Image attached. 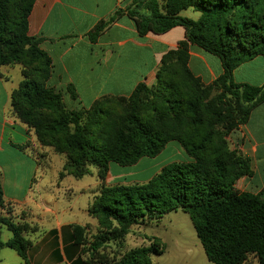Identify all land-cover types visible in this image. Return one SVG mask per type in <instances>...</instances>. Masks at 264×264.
Listing matches in <instances>:
<instances>
[{
  "label": "trees",
  "instance_id": "1",
  "mask_svg": "<svg viewBox=\"0 0 264 264\" xmlns=\"http://www.w3.org/2000/svg\"><path fill=\"white\" fill-rule=\"evenodd\" d=\"M34 2L0 0V67H13L24 54L42 62L37 78L22 71L23 80L11 94V110L20 122L35 131L45 146H56L59 154L68 152L61 177H84L89 173L90 163L98 169L99 179H103L109 163L133 166L142 158L155 157L172 141L189 151L192 143L180 131L184 123L181 117L158 122H142L138 117V108L155 93L145 83L139 84L129 97H103L92 104L88 110L92 116L105 101L113 100L131 108L128 122H112L93 144L88 130L81 125L83 114L88 111H66L62 95L47 85L52 61L40 49V41L29 36V16ZM189 9L199 12L200 18L195 21L181 15ZM123 14L135 22L140 37L164 35L176 27L185 30V39L162 58L157 74L168 63L180 67L195 91L193 102L187 106L192 114L189 120L192 126L202 122L204 95L215 86L221 90L219 101L230 99V111L236 115L237 126L246 124L252 111L264 103V85L237 84L233 79L236 68L264 57V0H129L124 10H118L90 32V40L96 41ZM191 46L221 60L224 74L213 85L204 86L189 69ZM67 91L75 100L74 88L70 86ZM48 108L58 110V116L40 113ZM70 125L75 126L74 133L64 135L58 144L50 143L49 136L64 134ZM251 173V160L230 152L217 156L212 165L201 157L168 164L145 184L103 187L89 207V214L98 220L101 233L96 242L87 237L93 264L107 260V254L101 250L105 248L106 235L121 239L131 226L160 219L178 209L189 215L210 264H245L250 256L258 264H264V196L242 193L235 188L240 178ZM0 211V225L13 234L7 243L0 238V252L5 247L13 249L29 264L30 242L24 237L27 226L13 221V209L5 202L1 182ZM85 231L75 227L78 242L83 241ZM154 251L153 247L134 250L117 264H151L148 255Z\"/></svg>",
  "mask_w": 264,
  "mask_h": 264
},
{
  "label": "crops",
  "instance_id": "2",
  "mask_svg": "<svg viewBox=\"0 0 264 264\" xmlns=\"http://www.w3.org/2000/svg\"><path fill=\"white\" fill-rule=\"evenodd\" d=\"M128 5L129 0H35L29 36L37 38L50 57L48 85L63 94L68 106L89 108L103 97H129L139 84L155 81L163 56L185 39L182 27L140 37L135 22L123 14L96 41L90 40V32L100 22ZM181 15L195 21L201 16L193 9ZM188 66L205 85L224 74L221 60L197 46L190 47ZM12 69L0 68V155L5 158L0 162V182L5 202L13 209V221L27 226L29 264H93L87 237L98 230L99 222L89 214V207L105 187L98 169L91 179L60 176L65 157L39 145L32 131L12 114L11 94L21 82ZM233 79L237 84L263 86L264 57L236 68ZM70 86L75 100L67 91ZM235 142L252 168L250 175L237 181L236 189L264 196V103L237 130ZM111 182L116 181L109 172L105 185ZM75 227L86 229L81 242L75 239ZM0 238L7 243L13 234L0 225ZM0 264L26 263L5 247Z\"/></svg>",
  "mask_w": 264,
  "mask_h": 264
},
{
  "label": "rangeland",
  "instance_id": "3",
  "mask_svg": "<svg viewBox=\"0 0 264 264\" xmlns=\"http://www.w3.org/2000/svg\"><path fill=\"white\" fill-rule=\"evenodd\" d=\"M13 17L14 21H16L18 13H13ZM25 50H27V47ZM41 67L42 62L36 61L27 54H24L20 62L13 65L12 68L15 69H12V71L22 81L23 70L29 72L30 77L37 78L39 74L38 70ZM159 68H161V63ZM157 72L155 81L146 84L155 93L151 94L146 103L138 108V117L142 122H158L160 119L172 120L175 117H181L184 123L180 131L185 140L192 143V146H188V151L181 143L172 141L155 157L142 158L133 166L122 167L116 163H109L107 174L103 179H100L103 186H106L105 182L109 172L116 181L115 183L111 182V186L145 184L155 175L159 174L166 165L171 163L191 162L195 157H201L212 165L215 158L219 155L225 156L226 154H230V152L237 153V156L242 154L235 142V134L240 126H237L236 115L230 111V99L226 98L223 101H219L218 96L221 92L219 87H213L209 93L204 95V108L201 111L203 120L200 124L192 126L189 124V122L191 123L189 120L192 114L187 109V106L190 102H193L195 91L192 89L184 73L180 67H174L171 63H168V66L162 67L159 76ZM211 85L204 84V86ZM54 90L59 92L63 98V94L60 91ZM63 103L66 111L84 113V111L90 109V107H77L74 109L68 106L64 102V99ZM130 110L131 108L123 103L113 100L105 101L98 106L97 111L93 113L94 116L89 111L83 114L81 125L86 127L91 136L92 143L95 144L99 139L100 132L108 129L112 122L116 123L120 120L128 122ZM40 113L53 118L58 116V110L56 109L48 108L42 110ZM74 128V125H70L64 134L56 137L49 136L50 143L58 144L64 139V135L66 137L74 133ZM29 130L32 131L39 145L43 148L52 149L56 154H59L55 151L56 146H45L39 140L35 131ZM67 153L63 152L59 155L64 156L66 160L68 158ZM14 156L15 154H12V157ZM4 159V156L0 155V162ZM88 165L89 173L86 176L91 179L95 177L97 168L91 166L90 163ZM24 170L25 177L28 178V169L24 168ZM236 186L237 183L235 184V188ZM7 188L8 190L11 189L9 186ZM106 232L105 230L104 234ZM100 234V231L96 230L94 234L90 235L89 239L96 242ZM103 241L105 248L101 250L108 256L103 264H117L125 255L132 251L151 247L155 250L154 253L148 255L151 264H210L189 215L182 209L171 211L160 219L131 226L126 235L121 239H116L113 235H106ZM245 264H258V261L253 256H250Z\"/></svg>",
  "mask_w": 264,
  "mask_h": 264
}]
</instances>
